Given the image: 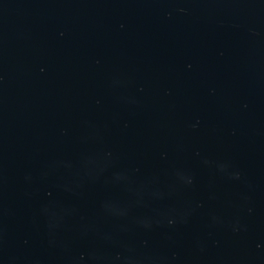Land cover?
<instances>
[{
    "label": "water",
    "instance_id": "water-1",
    "mask_svg": "<svg viewBox=\"0 0 264 264\" xmlns=\"http://www.w3.org/2000/svg\"><path fill=\"white\" fill-rule=\"evenodd\" d=\"M0 264H264V0H0Z\"/></svg>",
    "mask_w": 264,
    "mask_h": 264
}]
</instances>
